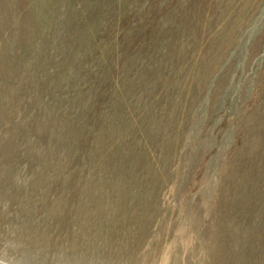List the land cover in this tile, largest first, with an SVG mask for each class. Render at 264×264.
I'll return each instance as SVG.
<instances>
[{
  "label": "rangeland",
  "instance_id": "obj_1",
  "mask_svg": "<svg viewBox=\"0 0 264 264\" xmlns=\"http://www.w3.org/2000/svg\"><path fill=\"white\" fill-rule=\"evenodd\" d=\"M0 264H264V0H0Z\"/></svg>",
  "mask_w": 264,
  "mask_h": 264
}]
</instances>
